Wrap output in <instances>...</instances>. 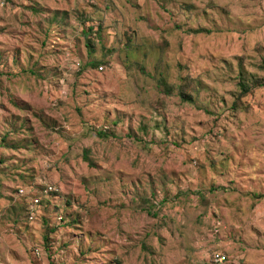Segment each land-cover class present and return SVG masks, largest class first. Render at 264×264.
<instances>
[{"label": "rangeland", "instance_id": "1", "mask_svg": "<svg viewBox=\"0 0 264 264\" xmlns=\"http://www.w3.org/2000/svg\"><path fill=\"white\" fill-rule=\"evenodd\" d=\"M256 80L264 0H0V264H264Z\"/></svg>", "mask_w": 264, "mask_h": 264}, {"label": "built area", "instance_id": "2", "mask_svg": "<svg viewBox=\"0 0 264 264\" xmlns=\"http://www.w3.org/2000/svg\"><path fill=\"white\" fill-rule=\"evenodd\" d=\"M100 70H103V67H100ZM58 188L56 185L54 184H48L45 183L44 184V188L42 189V193L49 195L55 192H58ZM19 194L20 195H25V191L24 189H20L19 190ZM41 200L42 198L40 196H32L30 197V199L28 200L27 204H26V211H27V216L30 220H34L36 219L38 212H39V208L41 205ZM229 257L223 253V252H214L213 256H212V264H229Z\"/></svg>", "mask_w": 264, "mask_h": 264}, {"label": "trees", "instance_id": "3", "mask_svg": "<svg viewBox=\"0 0 264 264\" xmlns=\"http://www.w3.org/2000/svg\"><path fill=\"white\" fill-rule=\"evenodd\" d=\"M262 87H264V80L253 81L251 85H248L246 83L240 82L239 83L240 96H245L247 94H250L253 90L258 89V88H262ZM100 136L108 137L109 135L105 134V133H100Z\"/></svg>", "mask_w": 264, "mask_h": 264}]
</instances>
